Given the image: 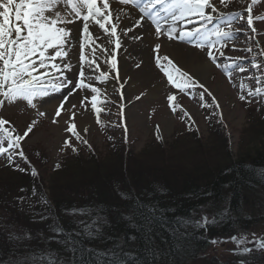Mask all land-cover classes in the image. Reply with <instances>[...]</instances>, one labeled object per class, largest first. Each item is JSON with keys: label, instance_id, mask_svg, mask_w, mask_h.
Returning <instances> with one entry per match:
<instances>
[{"label": "rangeland", "instance_id": "obj_1", "mask_svg": "<svg viewBox=\"0 0 264 264\" xmlns=\"http://www.w3.org/2000/svg\"><path fill=\"white\" fill-rule=\"evenodd\" d=\"M213 2L217 4L218 0H213ZM237 3L238 5L235 4V6L229 4L228 11L243 14L242 21H239L240 18L237 15L233 16V20H226L233 13L226 14L223 17L225 20L214 21V25L224 21L226 26L230 21L232 28H235V30L242 29L241 31H243L240 34H234L227 42L225 54L230 56L232 60L220 61L224 72L219 71L206 56L207 43L201 49L196 47L198 40L195 37L186 41H169L165 37L166 44H173L172 51H177L179 55L187 58L197 57L198 59H195V62L209 63L211 68L208 70L206 77L198 80L179 67L178 61L173 57L174 54H166L161 47L160 55H167L180 72L190 76L192 81L195 82V87L190 84L181 91L183 79L179 77L174 78V84H169L167 77L156 67L157 53L153 51L155 45L149 44L144 46L143 49L149 52L148 62H146L148 66L151 65L154 73L152 84L145 83V80L140 79L130 88L132 90L127 91L128 82L121 79L123 87L117 92L116 88L119 85L115 80L110 79L104 84H100L94 79L91 81L85 80V82H90L101 89V94L98 96L101 103L98 106L101 107L102 111L98 114L91 109L90 103H86L84 107H81V99L84 96L90 99L92 95L90 90L87 89L83 92L74 90L72 95H68V89L65 88L61 93L37 98L34 101L36 107L27 105L26 101L22 99H17L12 103L5 100L0 107V120L7 121L10 127L14 126L16 134L19 132V135H23L30 126L32 128V131L22 140L21 147H24L29 164L34 167L35 180L42 183L44 188L42 193L47 194L48 191L52 190L61 194L75 192V194H80V197H82L83 193H88L86 188L88 183H84L85 180L90 181L88 186L95 187L97 186V175L105 170H110L106 175L108 179L103 186L102 182L99 181L98 185L103 187L100 192L108 193L107 186L114 187L116 183V189L113 188L114 196L119 199L122 189L125 193L126 190L124 187L117 188V182L113 180L114 171L110 167L115 164V160L116 163H121L124 166L129 164L131 174L136 179H140L139 174L143 175V178L145 176L151 178L159 174L178 178V170H182L181 165L186 163L185 159L187 157L190 160L188 165L194 166V164L204 159H211L212 162L218 160L220 158L219 153L221 154L220 151L225 152L227 150L229 155L234 157L237 150H244L246 145H248L247 147L264 146V91L260 95H248L249 92H255L257 87L264 89V82L257 84L254 78L264 73V56L258 55L264 49V23L254 20L257 33L253 34L247 27V14L240 12L245 9V1L238 0ZM257 4H259L258 7L253 6L252 14L254 17L259 14L257 10L264 12V0H260ZM63 8L64 11H70L66 6ZM237 21L240 28L235 23ZM194 27H199V25L194 22L188 25L185 30H191ZM233 33H238V31H233ZM253 35L255 36L254 39L252 38ZM210 39L214 40L215 37ZM127 40L132 42L131 39L127 38ZM255 43L259 44V47L255 46V48H252L254 51L247 52L246 49L252 47V44ZM102 44L104 46L105 43ZM110 46L112 45H107L105 52L98 50L96 55L99 58L101 56L107 59V50L112 48ZM214 46L216 47L212 50L216 52L220 45ZM134 58L136 62H134L133 69L135 71L140 70L141 66L137 68L136 64L142 65V63L138 61L136 56ZM117 59L119 69L120 55H117ZM221 59L222 57L217 53V63ZM233 59H239L240 61H233ZM162 63L168 66L166 61H162ZM252 63L260 64L262 67L259 70L254 69ZM102 64L101 70H107L104 62ZM241 66L245 67L248 72H239ZM96 74L92 71H86L87 76ZM73 81L75 82L74 78ZM153 89H156V91H153ZM121 93L123 99H121ZM170 95L174 97V102L179 100L178 104L188 113L194 126L182 125L176 117L172 116L168 104V96ZM241 95L245 96V100H240ZM65 96H67V100L71 97L74 99L69 108L61 109L60 117L55 115L56 111L49 114L50 117L45 114L43 116L38 114L41 112L39 106L44 101L60 98L64 101ZM207 108H210V111ZM73 114L76 131L79 132L82 138L80 141H77L67 131L69 126L68 117L73 116ZM195 129L194 133L197 137L194 138L193 131ZM254 132H256V135ZM221 137L226 139L227 148L225 146V150L220 144ZM65 140L71 141L73 147L77 149L75 153L72 152L71 148L64 149ZM251 140H254L252 145L250 144ZM83 141H87V143L85 144ZM0 147H2L1 138ZM149 147H152V149L148 150ZM210 152H212L211 155H209ZM209 156L210 158H208ZM74 160L81 167L80 173H74L72 176V174L60 175V171L57 172L59 170L57 165L64 168L69 163H77ZM5 162H9V160L2 153L0 154V185L3 189H13L17 195L16 184H19L20 176L4 168L1 163ZM137 186H140V184H137ZM258 198H260V195H258ZM14 199L15 197L12 199V203H9L3 197L0 200L1 241L9 233L19 236V231L23 236L28 232L24 220L20 216L16 217V213H13L14 208L11 204L16 203ZM25 203L26 199L16 205L20 206ZM70 215L72 216V214ZM207 219H209L207 213L202 209L199 214V222H206ZM257 241H264V222H259L252 227L239 231L233 238H216L212 240L204 256L193 264H214L218 260L228 259L233 253L245 251V249L256 252V249H258ZM30 244L32 249L25 250L23 256L17 257L23 263H30L38 256L47 254L43 248L40 250L35 249L36 240H33V238ZM36 263L40 264L39 262Z\"/></svg>", "mask_w": 264, "mask_h": 264}, {"label": "trees", "instance_id": "obj_2", "mask_svg": "<svg viewBox=\"0 0 264 264\" xmlns=\"http://www.w3.org/2000/svg\"><path fill=\"white\" fill-rule=\"evenodd\" d=\"M220 141L225 150V138ZM247 146L234 157L220 151L218 160L204 159L194 166L187 157L178 178L139 174L136 179L129 164L115 160L110 167L113 180L126 190L119 199L114 196L116 183L107 186L108 193L100 192L99 181L103 186L110 170L96 174L95 187L85 180L88 193L80 197L52 189L42 193L36 175L8 169L20 176L18 194L0 185V200L12 203L15 197L13 213L24 220L28 232L9 233L0 240V264H193L212 239L232 237L264 222V146ZM57 167L60 175L81 170L78 162ZM24 199V205H16ZM202 209L210 217L205 224L199 222ZM32 238L35 249L47 254L23 263L17 257L32 249ZM214 264H264V249L236 252Z\"/></svg>", "mask_w": 264, "mask_h": 264}, {"label": "snow or ice", "instance_id": "obj_3", "mask_svg": "<svg viewBox=\"0 0 264 264\" xmlns=\"http://www.w3.org/2000/svg\"><path fill=\"white\" fill-rule=\"evenodd\" d=\"M61 2L62 0H0V96L4 98L0 100V105L5 100L12 103L17 99H22L26 101L27 105L36 107L34 101L37 98L61 93L65 88L68 89V95H72L74 90L83 92L87 89L90 90L92 95L90 99L87 96L81 99V107H84L86 103H90L91 109L97 114L100 113L102 109L98 106L101 103L98 96L101 94V89L90 82H85V80L91 81L94 79L100 84H104L112 79L119 85L116 91H120L123 84L119 74L117 55L123 49L122 38L129 37L131 33V40L139 39V34L135 30L146 26L145 17L151 21V24L155 25V34L160 41L156 43L153 49L157 53L156 67L167 77L169 84L175 83L174 73L179 74L183 78V86L180 88L183 91L190 84L195 87V82L192 81L190 76L180 72L167 55H160L163 44L160 37L163 35L169 41H186L195 37L198 40L196 47L201 49L207 43L208 51L205 54L213 64L219 67L217 53L220 57L224 56V45L232 38L234 31L230 21L227 28L217 26L212 28L211 31L208 30V24L225 17V12L218 8L213 0H149L140 8L142 14L140 18L134 20L131 25L122 26L119 34L120 17L118 15L115 21L111 19L107 2L103 4V9H101L97 7L96 0H63L67 9H70L66 15L58 7ZM119 2L121 4L131 2L134 7L139 5V0H119ZM258 2L260 0H251V4L245 9L247 12V27L253 34L257 33V29L254 27V19L264 23V12L255 15V17L252 14V5ZM220 4L227 7L226 0H220ZM157 5L160 6V11H154ZM81 9L85 11L82 12ZM208 9L210 11H206ZM161 12L165 14L166 18H170L172 22L168 30L164 32H162L160 19L165 17H161ZM124 15L127 16L128 13H124ZM73 18L83 22L82 30L79 25L74 24ZM194 22L199 27L185 30L188 25ZM93 24L97 25L107 36L108 39L104 46L97 43L101 40V36L99 34L94 35L93 31L90 30ZM69 25H73V27H69ZM109 25L112 26L109 27ZM177 25H181L179 32H177ZM77 31H80L78 75L72 62L75 59V53L70 56L68 51V46L76 39L75 33ZM235 31H240V29ZM210 37H215V39L211 40ZM252 38L254 39L255 36L253 35ZM107 45H112V48L107 50L108 58L104 61L107 70H101V62L96 53L98 50L105 52ZM214 45H220L216 52L212 50ZM256 46L259 47V44ZM86 48L89 49L87 55L85 53ZM246 51L252 52L253 49L248 47ZM258 55L264 56V49ZM162 61H166L168 66H165ZM140 66V64H136L137 68H140ZM252 67L259 70L262 66L252 63ZM87 70L97 74L87 76ZM239 71L244 72L245 68L240 67ZM66 73H72V76ZM74 76L76 77L75 82L73 81ZM254 78L257 84H260L264 82V73ZM262 91L264 89L257 87L255 92H249L248 95H260ZM239 98L241 101L245 100L243 95ZM121 99H123L122 93ZM173 99V96H168L170 105ZM64 102H67V96L64 97ZM73 107L75 106L73 105ZM62 108L63 103L61 108L55 112L57 117L61 116ZM38 114L43 116L45 113L41 111ZM187 115L188 113H185V116ZM7 123L5 120H0V126ZM68 125L67 131L77 141H80L82 138L79 132L76 131L74 114L68 117ZM31 131V126L23 135L6 129L5 136L8 149H19L21 147L20 142ZM83 143L86 144L87 141H83ZM63 147L64 149L71 148L74 153L77 151L70 140H65ZM4 151L5 149L0 147V154ZM19 156L24 158L23 151L19 152ZM11 162L12 157L9 156V163ZM20 171H23V169H20ZM32 174L35 175V172L33 171ZM258 247L264 249V242H261ZM247 251L249 249H245V252Z\"/></svg>", "mask_w": 264, "mask_h": 264}, {"label": "bare ground", "instance_id": "obj_4", "mask_svg": "<svg viewBox=\"0 0 264 264\" xmlns=\"http://www.w3.org/2000/svg\"><path fill=\"white\" fill-rule=\"evenodd\" d=\"M109 4V9L108 12L111 13V19L113 21L116 20L117 16L119 15L120 19H119V25H118V34L120 31V28L124 25H131L132 22L136 19H139L140 16L139 14L141 12H136L134 9L127 7V6H121L116 4L113 0H110ZM58 7L60 9H62L64 11V6L62 5V3H60L58 5ZM97 7H100L101 9H103V4H101L100 6L97 4ZM155 11H160V6L158 5L157 9ZM124 13H128L127 16L124 15ZM163 13V12H162ZM65 14V13H64ZM107 14V13H105ZM161 17H165V14L163 13ZM74 19V24L79 25L80 29H82V24L83 22L78 20V19ZM169 18H164V20L161 22L163 23L161 26L166 27L167 22H165L166 20L168 21ZM147 21V20H146ZM148 21L146 23V26L143 28H138L136 29V33L139 34V39L130 42L125 38L130 39V36L132 35L131 33L129 34V37H123L122 41L123 43V49L120 50L118 52V55H120L121 58V62H120V68H119V74L121 76V79L123 81L127 80V91L132 90L130 89L134 83H136L137 81H139L140 79L145 80V83H151L154 80V73L152 72L151 69V65L148 66L147 65V58H148V54L149 52H147L146 49H143L144 46H147L149 44H153L156 45V43L160 42L156 37L155 31L150 29V26L148 25ZM112 25H109V27H111ZM69 27H73V25H69ZM91 31H93V34H101V30L98 28L97 25H92L91 26ZM76 35V39L73 40L72 44L68 46V51H69V55L72 56L73 53H75V59L72 61L74 66L77 69V73L79 71V31H77L75 33ZM101 36V35H100ZM163 35L160 37L161 40L163 41L162 44V50L163 52H165L166 54H174L173 57L178 61V65L181 69H183L184 71H187L188 74H190L191 76L195 77L198 80H202L206 77L208 70L211 68L209 63L207 62H195V59H198L197 57L195 58H187L186 56H182L179 55V53L176 51H172L174 46L173 44H166L165 43V39H162ZM125 40V42H124ZM101 41H102V37H101ZM127 45V46H125ZM86 53V52H85ZM177 54V55H175ZM179 55V56H178ZM134 56L137 57L138 61L140 63H142L140 70H134L133 69V65L135 64L134 62H136ZM129 59H128V58ZM127 58V59H126ZM106 59H104L105 61ZM103 61V62H104ZM147 61V62H146ZM59 62V61H58ZM87 71H91V70H87ZM69 76H72V73H66ZM75 78V76L73 77ZM157 87V86H156ZM153 91H156V89H153ZM55 99V100H46L43 102V104H41V106H39V110L43 111L45 113L46 116H49V114H53L54 111H56V109H58L59 107H61V104L64 102L63 99ZM74 98H69L67 100L66 103H63V108H69L71 103L73 102Z\"/></svg>", "mask_w": 264, "mask_h": 264}]
</instances>
